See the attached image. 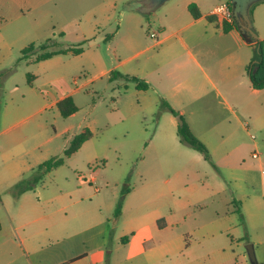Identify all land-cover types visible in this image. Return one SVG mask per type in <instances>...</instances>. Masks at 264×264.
Wrapping results in <instances>:
<instances>
[{"label": "rangeland", "instance_id": "rangeland-1", "mask_svg": "<svg viewBox=\"0 0 264 264\" xmlns=\"http://www.w3.org/2000/svg\"><path fill=\"white\" fill-rule=\"evenodd\" d=\"M182 1L186 0L168 1L159 5L154 13L147 14L138 9L143 0H0V154L19 150L21 153L10 161L26 157L34 162L44 155L52 157L60 153L69 134L90 128L93 139L74 157L72 164L82 173L97 174L98 183L104 188L105 180H108L110 187L117 183L120 191L124 187L139 186L141 193H152L160 178V165L163 175L167 171L172 180L161 190V198L153 203L161 207L167 217L168 234L184 235L186 240L193 242V246L180 255L181 261L212 250L211 247L203 249L204 242H195L198 237L193 230L212 221L215 211L227 207L225 198L228 195L218 194L206 202H199L194 197L197 189L205 192L219 189L225 184L223 176L247 179L244 193L249 198L245 204V224H241L239 214L229 215L237 222L229 236H241L242 240L227 251L232 257L225 264H264V119L253 124L248 116H244L243 123H251L245 128L224 109L220 102L225 98L234 107L239 106V101L222 86L208 61L202 60V63L221 94L186 53L176 62L178 71L170 74L165 82L166 88H172L177 74L179 78L187 79L188 87L193 83L201 84L199 101L184 98V115L170 113L161 106L162 101L155 113L140 111L132 104L140 101L134 93H127L125 99L128 101H122L131 110L119 113L116 108L112 109L119 99V91L107 85L104 78L75 94L79 106L75 115L63 116L57 106L37 112L44 101L53 100L99 74L98 56L111 65L134 55L131 64L138 66L134 69L143 67L146 57L155 52L147 47L162 37L152 36L159 30V21L173 24L171 16L167 18V9ZM259 3L253 4L250 10L256 22L264 27V5L257 6ZM205 5L212 7L214 2L208 0ZM62 32L65 33L63 36L60 35ZM181 35H185V31ZM49 38L64 47L75 48L80 44L85 51L81 55H58L40 62L20 59L25 47L34 43L38 49ZM186 41L191 48L194 46L193 41ZM174 66L175 63L165 70L174 71ZM29 73L35 76L32 84L29 83ZM166 95H170L173 105H177V98L171 96V92ZM209 100L211 104L207 105ZM194 109L200 114L197 122L193 120ZM178 115L202 135L197 137L210 150H214L213 160L220 167L217 173L214 165L198 160L196 156L202 155L200 151L180 140ZM67 130L68 133L61 134L54 141L46 142L56 131ZM255 151L260 153V158L253 157ZM73 170L72 165L62 169L66 174ZM234 183L235 180L233 186ZM148 208L142 206L143 210ZM129 209L128 206L127 214H132ZM225 218L216 217V220L221 222ZM251 244L257 263L248 253ZM235 254L239 256L235 257ZM213 256V259L200 262L224 264L221 252Z\"/></svg>", "mask_w": 264, "mask_h": 264}, {"label": "crops", "instance_id": "crops-1", "mask_svg": "<svg viewBox=\"0 0 264 264\" xmlns=\"http://www.w3.org/2000/svg\"><path fill=\"white\" fill-rule=\"evenodd\" d=\"M206 1L208 0H186L177 2L167 9V18L171 16L173 24L170 25L169 21H159V30L155 34L156 38L161 35L162 37L147 47L148 50L155 49V52H151L146 57L143 67L134 69L138 67L131 64L134 55L112 62L111 65L105 63L102 56H98L96 63L100 68L99 74L87 78L80 86L70 89L53 100L44 101L37 112L41 113L53 109L54 106L58 107L60 100L68 96L74 97L76 93L104 78L107 85L119 91V99H116V105L112 107L119 113L124 114L129 109L122 101L126 100L127 93H134L140 101L132 104L140 111L149 110L150 113H155L162 99L166 98L178 113L184 115L186 113L184 98L192 97L199 101L201 84L199 86V83L196 85L193 83L188 87L187 79L179 78L177 74H175L176 81L172 88H166L165 82L170 74L178 71L179 65L176 62L186 53L206 80L217 87L218 94L222 92L218 89L211 73L204 67L202 60L208 61L222 86L239 101L237 107H234L226 98L220 102L225 110L238 119L239 123H243L244 116H248L253 124L256 120L264 119V89L253 87L248 69L250 61H253L254 44L242 35L234 20L214 12L217 6L229 4L230 0H209L214 2L212 7H206ZM191 3L198 6L199 17H194L189 10ZM259 5H264V1L257 4ZM253 16L251 11L254 29L259 39H264V27L259 25ZM226 21L232 25L227 31L224 28ZM183 31L185 35H181ZM112 35L109 36L112 37ZM187 39L193 41L192 48L196 50L195 52L187 43ZM245 48L248 50L244 51ZM84 51L80 54L67 52L58 55H81ZM25 60L40 62L35 60V55ZM174 63L176 64L174 71L165 70L167 66ZM114 70L123 74L136 75L145 80L149 87L139 89L136 82L127 81L121 77L110 79L111 72ZM130 72L134 73L130 74ZM34 77L33 75V80ZM166 92H171V96L177 98V105H173L170 95H166ZM206 104L210 105L211 101L209 100ZM240 110L243 113L240 114ZM193 116L194 122H197L200 116L199 110L194 109ZM250 124L248 121L244 122L243 127L249 128ZM188 126L196 137L201 138L202 135H198L191 125L188 124ZM66 132L68 133V130L56 131L54 135L46 139V142L50 143ZM75 135L69 134L60 153L54 156L63 155ZM251 136L256 139L253 134ZM92 139L93 135L62 165L47 173L33 190L26 191L18 197L14 195L13 186L22 178L28 177L40 163L51 157L44 155L45 157L34 162L26 157L10 161L16 158L19 150H9L5 154H0V172L2 171V177H0V264H203L200 261L213 259V255L218 252L222 253L224 264L231 260L232 256L227 251L238 246L242 237L229 236V232L237 223L234 216L229 215L238 214L235 212L236 207H240L245 215V204L249 198V195L244 193L247 179L223 176L225 184H222L219 189L210 192L197 189L194 197L198 198L199 202H206L218 194L228 195L225 198L227 207L221 211H215V218L212 221L193 230L198 237L195 242H204L203 249L211 247L212 250L196 255L191 260L181 261L180 255L191 248L193 242L186 240L184 235L168 234L167 217L161 207L153 203L161 198V190L170 183L172 177L167 175V171H164L163 175V169L159 165L160 178L155 182L152 193L148 191L141 193L139 186L128 187L122 215L115 219L116 205L122 193L118 184L110 187V181L105 180L104 188L99 185L97 174L87 175L72 164L74 157ZM220 141L223 142V139L221 138ZM209 151L212 162L208 161L203 154L196 157L201 163L214 165L213 169L217 173L220 167L213 160L214 150L209 149ZM26 153L29 154V152ZM260 157L258 153V157L254 158ZM67 165H72L74 170L66 174L62 169ZM233 180H235L234 186ZM229 188H231L230 191ZM126 203L132 214H127ZM145 205L149 208L143 210L142 206ZM216 217L226 218L217 222ZM124 236H129L125 242L122 241ZM256 250L258 251L257 246ZM236 256L238 257L239 254H235Z\"/></svg>", "mask_w": 264, "mask_h": 264}, {"label": "trees", "instance_id": "trees-1", "mask_svg": "<svg viewBox=\"0 0 264 264\" xmlns=\"http://www.w3.org/2000/svg\"><path fill=\"white\" fill-rule=\"evenodd\" d=\"M262 1H259V2H262ZM229 5L232 9L234 23L237 24V27L241 31L242 35L250 43L257 45V47L255 48V57L253 61L248 65V69H249L253 87L256 89H264V39L253 40L252 38H249V33L243 28H241L237 22V19L233 13L234 4L232 3L231 0L229 2ZM138 9H140L141 12L147 13V14H151L154 11L152 8H150L148 5L144 3L140 7H138ZM189 10L191 11L194 17L200 16V10L195 3H191L189 5ZM231 27L232 25L228 23L227 21L224 23V28L226 31L229 30ZM60 35L63 36L64 34L61 33ZM79 45H76L75 48L64 47L60 42L56 41L53 38H49L46 40L45 43H42L41 45H39L38 49L35 47L34 43L25 47L22 50V55L20 59H26L32 55H35L36 61H42V60L51 58L54 55L64 54L67 52H72L74 54H80L84 51V48ZM28 77H29V83H31L33 80V75L29 73ZM116 77H121L127 81L136 82L137 87L139 89H147L149 87V84L145 80L141 79L140 77L136 75L123 74L117 70L116 71L114 70L111 72L110 79H115ZM161 106L165 109L170 110L175 115L178 114V112L165 99H162ZM58 108L63 116H70L78 110V106L76 105L73 96H68L60 100L58 102ZM178 134L182 142L190 144L195 149L200 151L208 161L212 162L211 154H210L208 147L192 133L188 124L185 121L183 125L179 126ZM92 135L93 133L89 128H87L83 132L76 134L71 139L70 144L65 149L63 155L51 157L50 159L40 163L28 177L22 178L20 181H18L13 186L14 195L18 197L26 191L33 190L35 186L43 179V177L47 173L52 171L54 168L62 165L66 161V159L72 156L82 146V144L85 141H87L88 139L92 137ZM128 191H129L128 187H124L122 189V193H121L120 198L118 199L115 213H114L115 219L120 218V216L122 215L124 197ZM234 203L238 204V202H234ZM235 212L239 214L241 224H245L244 214L241 208L236 207ZM0 229H1V223H0ZM128 238L129 236H124L122 238V241L125 242Z\"/></svg>", "mask_w": 264, "mask_h": 264}, {"label": "water", "instance_id": "water-1", "mask_svg": "<svg viewBox=\"0 0 264 264\" xmlns=\"http://www.w3.org/2000/svg\"><path fill=\"white\" fill-rule=\"evenodd\" d=\"M167 1L168 0H143V3L148 5L153 10H155L159 5H162ZM231 1L234 4L233 13L240 27L249 33V38H252L253 40L259 39L258 33L256 32L253 26L250 9L253 4L262 0H231ZM254 47L256 48L257 45L254 44ZM178 118L180 120V124L183 125L184 121L181 119L180 115H178ZM248 253L252 261L256 263V256L252 244L248 246Z\"/></svg>", "mask_w": 264, "mask_h": 264}, {"label": "built area", "instance_id": "built-area-1", "mask_svg": "<svg viewBox=\"0 0 264 264\" xmlns=\"http://www.w3.org/2000/svg\"><path fill=\"white\" fill-rule=\"evenodd\" d=\"M214 12L215 13H221L223 14L227 19H230V20H234V17H233V14H232V9L230 7L229 4H221L219 6H217L215 9H214ZM153 37L156 36L155 33L152 34ZM254 157H258V153L257 152H254L253 154Z\"/></svg>", "mask_w": 264, "mask_h": 264}]
</instances>
